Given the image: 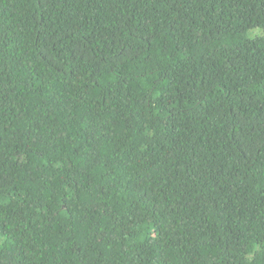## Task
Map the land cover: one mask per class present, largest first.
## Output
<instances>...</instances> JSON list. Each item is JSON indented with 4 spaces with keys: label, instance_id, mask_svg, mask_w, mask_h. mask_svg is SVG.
<instances>
[{
    "label": "trees",
    "instance_id": "16d2710c",
    "mask_svg": "<svg viewBox=\"0 0 264 264\" xmlns=\"http://www.w3.org/2000/svg\"><path fill=\"white\" fill-rule=\"evenodd\" d=\"M0 264H264V0H0Z\"/></svg>",
    "mask_w": 264,
    "mask_h": 264
},
{
    "label": "rangeland",
    "instance_id": "374dc122",
    "mask_svg": "<svg viewBox=\"0 0 264 264\" xmlns=\"http://www.w3.org/2000/svg\"><path fill=\"white\" fill-rule=\"evenodd\" d=\"M254 32H260L259 30H254ZM254 32H251L250 35L254 34Z\"/></svg>",
    "mask_w": 264,
    "mask_h": 264
}]
</instances>
